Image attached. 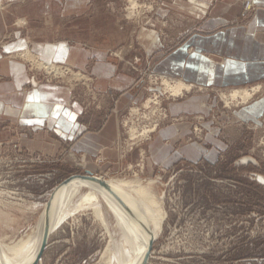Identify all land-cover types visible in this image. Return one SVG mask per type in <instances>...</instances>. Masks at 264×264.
<instances>
[{
    "label": "rangeland",
    "instance_id": "rangeland-1",
    "mask_svg": "<svg viewBox=\"0 0 264 264\" xmlns=\"http://www.w3.org/2000/svg\"><path fill=\"white\" fill-rule=\"evenodd\" d=\"M102 4V16H90L89 39L110 35L116 25L128 30L127 43L112 49L109 57L122 62V70L131 71L137 81L130 90L140 83L143 95L119 115V137L114 146L119 169H108L106 175L92 174L125 182L132 186H128L132 194L133 190L146 191L162 210L148 264H264V109L256 119L242 118L245 109L264 99V82L242 88H202L157 73L147 68L145 61V47L150 43L147 34H161L173 3L104 0ZM16 58L24 61L32 78L27 90L45 84L66 87L72 103L81 107L85 117L111 112L114 101L98 88V78L90 69L44 62L32 55ZM135 59L134 67L129 66ZM51 66L59 72L47 70ZM180 84L189 87L174 90ZM195 96L206 99L205 112H171L172 104ZM173 127L188 131L170 143L173 150L198 144L217 150L216 158L182 159L168 167L154 164L150 145L160 131ZM214 134L220 144L209 141ZM94 162L105 164L100 156ZM78 174L86 172L31 154L18 143H0V242L10 246L35 235L54 191ZM83 189L82 194L89 192ZM104 203L107 205L101 198L99 204L106 217L108 214L109 225L96 218L92 207H74L73 214L51 232L39 264H109L110 260L119 264L114 253L123 243L122 231Z\"/></svg>",
    "mask_w": 264,
    "mask_h": 264
},
{
    "label": "crops",
    "instance_id": "crops-1",
    "mask_svg": "<svg viewBox=\"0 0 264 264\" xmlns=\"http://www.w3.org/2000/svg\"><path fill=\"white\" fill-rule=\"evenodd\" d=\"M103 1L0 0L1 144L18 143L31 154L85 172L106 175L108 169H119L114 148L119 115L143 93L140 83L130 90L137 80L131 71L121 69L122 62L109 57L112 49L127 43L128 30L116 25L110 35L89 39L90 16H102ZM169 1L173 12L166 28L160 27V35L147 34V68L202 88H242L264 82V0H256L249 13L241 0H166L167 6ZM20 54L90 69L98 78V88L114 101L111 112L85 117L66 87L45 84L27 90L32 78L24 61L16 58ZM134 61L129 66L134 67ZM206 107V99L195 96L172 104L171 112L202 113ZM263 109L264 99L245 109L242 118L256 119ZM187 132L174 127L160 131L149 147L152 162L168 167L182 159L216 158L217 150L198 144L173 150L170 143ZM209 141L220 144L215 134ZM99 156L105 161L102 166L94 162Z\"/></svg>",
    "mask_w": 264,
    "mask_h": 264
},
{
    "label": "bare ground",
    "instance_id": "bare-ground-1",
    "mask_svg": "<svg viewBox=\"0 0 264 264\" xmlns=\"http://www.w3.org/2000/svg\"><path fill=\"white\" fill-rule=\"evenodd\" d=\"M47 70L59 72L60 69L51 66L50 69ZM182 86L189 87L180 84L176 86L177 88H174V90L178 91ZM105 181L111 188V191L97 182L80 178L63 185L53 194L54 197L52 195L50 206L46 209L47 211L44 215V219H41L37 229L38 232L35 235L10 246L0 242V264H33L38 257L46 227L48 225L50 226L51 235V232L54 231L60 223L70 214H73L74 207L90 206L94 209L96 218H102L107 221L108 214L106 217L103 211L104 209L102 210L100 207L101 203L99 204L101 198L107 203V205L104 203V206L109 208L107 212L113 214V218L116 220L114 221L122 231L123 243L121 246L118 245L119 247L115 249V258L118 260L119 264H142L151 243L157 237V229L161 227L162 210L146 191L140 189L133 190L132 194V192H130L132 188L128 190V186H132L125 182L113 180ZM83 188H88L89 192L82 194ZM86 195H88V197H86ZM78 197L80 200L75 203ZM106 223L108 224V221ZM111 227H109V229ZM104 254V257H107L106 253ZM109 264H111V260Z\"/></svg>",
    "mask_w": 264,
    "mask_h": 264
},
{
    "label": "water",
    "instance_id": "water-1",
    "mask_svg": "<svg viewBox=\"0 0 264 264\" xmlns=\"http://www.w3.org/2000/svg\"><path fill=\"white\" fill-rule=\"evenodd\" d=\"M77 178L85 179V180H89V181H93V182H97L100 185H102L103 187H105L106 189H108L109 191H111V188L107 185L105 179L97 177L94 174H92L91 172H86V174H84V175L78 174V175L71 176L66 181H64L59 187H57V189L54 191V193L57 190H59L63 185H65V184H67L69 182H72L73 180H75ZM49 206H50V202L48 204V207ZM49 239H50V226L48 225L46 227V230L44 231L43 240H42V244H41V247H40V251H39L38 257H37L36 261L33 264H39L40 261L42 260V257H43V255L45 253V250H46L47 246H48ZM153 244L154 243H151V245L149 247V251L146 254L145 259H144L142 264H148L149 263V260L151 258L152 251H153Z\"/></svg>",
    "mask_w": 264,
    "mask_h": 264
},
{
    "label": "built area",
    "instance_id": "built-area-1",
    "mask_svg": "<svg viewBox=\"0 0 264 264\" xmlns=\"http://www.w3.org/2000/svg\"><path fill=\"white\" fill-rule=\"evenodd\" d=\"M242 2H243L244 9L246 12H249L251 9H254V7L256 5V0H242Z\"/></svg>",
    "mask_w": 264,
    "mask_h": 264
}]
</instances>
